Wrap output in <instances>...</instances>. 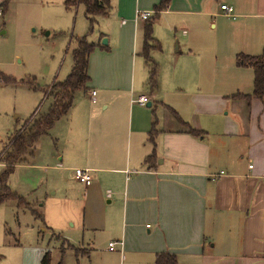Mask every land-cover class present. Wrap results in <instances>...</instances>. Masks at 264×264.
<instances>
[{"label": "crops", "instance_id": "1", "mask_svg": "<svg viewBox=\"0 0 264 264\" xmlns=\"http://www.w3.org/2000/svg\"><path fill=\"white\" fill-rule=\"evenodd\" d=\"M108 1L111 11L99 18L107 19V30L115 31V38L112 41L107 33H100V43L92 42L106 49L97 48L90 56L88 91L76 96L69 114L44 137L55 148L56 165L51 169L55 178H64L66 172L77 169L89 170L92 177L91 185L85 186L73 176L74 183L82 186L75 201L84 213L79 228L83 241L77 246L59 236L70 246L61 253L73 251L79 258L106 250L120 253L122 264H155L161 254L174 255L177 264H264V98L252 97L254 70L239 66L253 72L251 80L245 86L240 81L225 82L226 90L215 93L219 112L224 114L220 120L213 119L200 102L199 109L197 97L189 98L188 106L197 113L193 120L184 119L183 109L174 103L158 102L166 113L162 128L155 118L141 119L134 112L135 100L145 96L135 99V91L147 87L149 77L142 57L147 21L139 19L138 12H152L150 20L155 18L153 36L161 51L153 50L151 54L156 56L151 58L160 72L164 62L160 54L165 55L167 38L177 40L179 29L184 37L191 35L190 39L185 37L184 51L179 48L171 53L169 47L167 56L176 64L186 57L189 62L182 65L190 66L180 69L179 76L196 94H205L210 85L199 52L209 40L204 35L206 26L210 28L216 18L241 19L238 32L250 34H242L244 51L237 58L262 55L264 0H172L162 12L156 11L162 0ZM224 5L234 9L230 16L221 9ZM253 19L260 21L258 28L247 24ZM107 36L110 40L106 39L108 44L103 46ZM192 46H200L199 51ZM174 81L173 77L172 87ZM92 92L96 93L94 99ZM126 105L134 109L130 118ZM103 107L113 110L103 113ZM198 114L203 115L201 120ZM191 130L198 135H192ZM36 157L37 150L30 159ZM65 160L72 165L63 167ZM0 165L2 174L5 165L1 161ZM60 200L61 207L63 201H69L67 197ZM25 201L34 204L32 207L43 216L44 223L33 217L44 228L42 233L58 230L47 221L41 198L35 195L33 201ZM11 203L16 204L9 202L0 208ZM60 216H64L63 209ZM104 233H109V239L103 244L98 236ZM10 235L14 234L8 224L0 222V263L5 258L1 255L5 246L16 249L15 255L21 254L15 264H41L47 252L52 255L50 241L45 248L32 243L25 250L16 239L7 243ZM112 243L116 244L113 251ZM74 249L87 253L77 255Z\"/></svg>", "mask_w": 264, "mask_h": 264}, {"label": "rangeland", "instance_id": "2", "mask_svg": "<svg viewBox=\"0 0 264 264\" xmlns=\"http://www.w3.org/2000/svg\"><path fill=\"white\" fill-rule=\"evenodd\" d=\"M4 1L0 0V5ZM71 1L74 0H12L6 10L0 7L3 13L0 17V81L1 78L6 77L10 81L0 85V153L4 148L9 147L14 131L22 128L36 110L40 113L47 111L51 100L47 98L45 89L55 82H63L70 74L74 64L72 53L76 48L75 39L88 36L90 43H100V33H107L112 41L115 38V31L108 32L105 23L107 19L104 18H99V25L97 19L98 26L95 25L90 33L91 28L84 13V7L82 5L68 7L67 3ZM255 20L248 21L247 24L258 28L260 21ZM241 24H243L241 19L216 18V23L210 24L211 29L208 28L209 25L206 26L207 32L206 34L204 32V35H207L209 40L204 49L199 52L200 60L205 62L207 68L206 83L210 85L205 94H196L191 90L193 88L179 76L180 69L190 66L189 63L182 65V62H189L185 61L187 58H180L179 63L176 64L175 59L167 56L169 47L171 53H176L179 48L181 51L185 50L186 36L182 35V29H179L177 34L180 41L167 38L164 44L165 55L160 54L164 62L159 77V90L154 95H150L147 87H137L134 98L145 95L151 103V108L147 106L142 108L135 104V111L132 109L135 115L141 119L151 116L160 122L162 128L166 113L158 102H164L181 107L182 117L193 120L197 118L195 116L197 113L193 112L192 105L188 106L189 98L197 97L196 103L199 109L198 102L213 114V119L224 118V114L219 112L220 103L214 97L215 93L226 90L224 83L229 81H240L245 86L251 80L250 76L253 73L250 70L239 69L236 62L237 55L244 51L242 34H250L248 31L238 32ZM251 29L255 31L254 28ZM47 32L50 36H46ZM109 36L103 38L101 44L106 39L110 40ZM190 38L191 35L188 34L186 39ZM200 46L192 47L195 51H199ZM155 56V52L151 54L152 58ZM102 62L101 59L100 65ZM176 70L178 71L175 74ZM173 77L175 88L170 83ZM24 83L38 85L43 91L34 92ZM83 94L84 92L82 94L79 92L77 95L83 96ZM126 107L130 118L132 110L128 108V105ZM124 109L122 107V110ZM112 110L110 108L106 111L104 107L102 108L103 113H110ZM198 115V119L201 120L203 115ZM36 150V160L28 158V165L18 166L10 179L9 186L13 193L25 198L28 202L33 201L35 195L41 198L47 221L50 225L55 224L54 227L58 230L48 223L47 226L53 228L55 231L53 233L58 236L54 237L53 233L47 229L42 233L44 228L40 222L34 220L30 211L25 209L26 206L17 208L16 204L11 203L12 205L0 208V222L7 223L14 234L8 237L7 243L13 244L18 240L23 249L27 250L32 243L34 246L44 245L42 248H45L50 241L52 264H122L120 253L106 250L79 258L73 251L61 253L67 250V247L70 248L62 239L69 240L77 246L83 241L79 228L84 221V213L80 208L81 204L75 201L76 197H80L82 186L74 183L75 175L72 172H66L64 178H55L56 172L51 171L56 165L55 148L50 139L44 138ZM34 151L33 148L31 152L34 153ZM69 165L72 164H68L65 160L63 167H69ZM2 171L3 167L0 165V173ZM53 193L57 194L53 195ZM66 197L69 201H63V207H61L60 199L66 200ZM62 209L63 217L60 216ZM88 239L86 235L85 241L87 242ZM108 239L109 233L98 236V240L103 244ZM1 250V255L5 258L0 264H15V259L21 256V254L15 255L16 249L9 246L2 247ZM74 250L77 255L87 253L85 249ZM10 251L13 254H10Z\"/></svg>", "mask_w": 264, "mask_h": 264}, {"label": "trees", "instance_id": "3", "mask_svg": "<svg viewBox=\"0 0 264 264\" xmlns=\"http://www.w3.org/2000/svg\"><path fill=\"white\" fill-rule=\"evenodd\" d=\"M12 0H5L0 7L4 10ZM172 0H162L161 4L156 7L157 12L165 11ZM82 5L85 9V15L90 24L91 32L97 25V19L109 14L111 6L108 0H74L67 3L68 7ZM155 19V18H154ZM148 20L144 28V48L142 57L144 58L146 69L148 70L147 88L150 93H156L159 89V66L151 58L153 50H160L158 41L153 36V28L155 20ZM76 48L73 55V68L68 77L63 82H55L45 89L46 96L51 100V104L45 113L36 110L33 115L24 123L22 128L14 131L11 135V142L8 148H4L0 155V161L5 165V171L0 174V206L15 202L18 207L26 206L33 217L44 223V218L34 207L28 204L23 197L13 193L10 189L9 182L14 174L16 167L28 163V158L33 156L32 149L36 151L41 140L50 134L55 124L62 118L66 117L74 106L76 96L79 92L86 93L90 78L88 76L89 59L97 48L106 49L101 45L96 46L90 43L88 36L75 39ZM239 66L250 67L254 70V90L252 97L264 98V50L259 56L240 55L237 58ZM2 79V78H1ZM5 83H10L8 79H2ZM30 90L34 92L43 91L38 85L24 83ZM238 97V96H235ZM249 98L250 96H245ZM177 115V114H176ZM192 135L197 136L198 133L191 130ZM154 131L151 132V140ZM30 151V152H29ZM34 151V152H35ZM152 157L147 158L148 161ZM41 264H52V255L47 252ZM155 264H177L176 257L169 254H161L156 258Z\"/></svg>", "mask_w": 264, "mask_h": 264}, {"label": "built area", "instance_id": "4", "mask_svg": "<svg viewBox=\"0 0 264 264\" xmlns=\"http://www.w3.org/2000/svg\"><path fill=\"white\" fill-rule=\"evenodd\" d=\"M221 9L223 11H226V14L228 16H230L234 9L232 7L229 6H222ZM152 12H138L137 16L139 19H141L142 21H148L151 16H152ZM1 15V13H0ZM96 93L92 92L91 94V98L94 99L95 98ZM135 103L140 104L141 106H147V104L149 103V100L146 96H141L139 97L137 100H135ZM74 175H75V179L81 183L84 184L85 186H90L92 183V177L90 175L89 170H82V169H77L74 171ZM116 244L112 243L110 244V249L113 251L115 249Z\"/></svg>", "mask_w": 264, "mask_h": 264}, {"label": "water", "instance_id": "5", "mask_svg": "<svg viewBox=\"0 0 264 264\" xmlns=\"http://www.w3.org/2000/svg\"><path fill=\"white\" fill-rule=\"evenodd\" d=\"M46 36H49V32L46 33ZM107 44H108V43H107V40H104V41H103V46H107ZM147 107H148V108L151 107V103H148V104H147Z\"/></svg>", "mask_w": 264, "mask_h": 264}]
</instances>
